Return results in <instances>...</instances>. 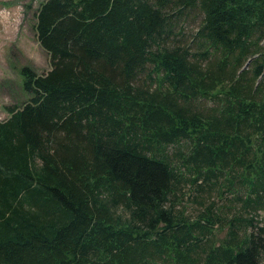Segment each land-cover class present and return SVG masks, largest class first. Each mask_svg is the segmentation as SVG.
Segmentation results:
<instances>
[{
  "label": "trees",
  "instance_id": "1",
  "mask_svg": "<svg viewBox=\"0 0 264 264\" xmlns=\"http://www.w3.org/2000/svg\"><path fill=\"white\" fill-rule=\"evenodd\" d=\"M33 25L50 65L3 106L0 264H264V0H41Z\"/></svg>",
  "mask_w": 264,
  "mask_h": 264
},
{
  "label": "rangeland",
  "instance_id": "2",
  "mask_svg": "<svg viewBox=\"0 0 264 264\" xmlns=\"http://www.w3.org/2000/svg\"><path fill=\"white\" fill-rule=\"evenodd\" d=\"M41 0H0V119L7 117L3 106L18 104L24 99L23 88L20 86L19 68L22 65L31 67L36 73L42 74L50 65L47 51L41 49L37 43L34 32V15ZM197 18L183 22V31L190 30L195 26ZM187 32V31H186ZM195 187V186H194ZM194 187L183 185L176 192L174 202L180 208H187L186 212L195 214L200 205H195V199L200 192H195ZM236 187V186H235ZM213 190V189H212ZM214 192L208 191V197L204 201L214 200L219 205L224 215L229 211H235L239 207L230 203L232 194L225 191L221 198L214 196ZM176 205V204H175ZM256 220L259 226L264 227V208L257 211ZM226 226L222 230H216V237L220 240L226 232ZM264 258V251L262 252Z\"/></svg>",
  "mask_w": 264,
  "mask_h": 264
}]
</instances>
